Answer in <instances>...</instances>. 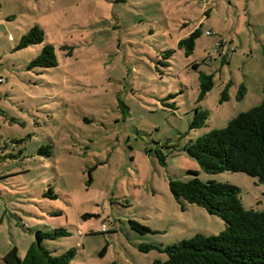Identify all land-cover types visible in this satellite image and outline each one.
<instances>
[{
    "label": "rangeland",
    "instance_id": "rangeland-1",
    "mask_svg": "<svg viewBox=\"0 0 264 264\" xmlns=\"http://www.w3.org/2000/svg\"><path fill=\"white\" fill-rule=\"evenodd\" d=\"M33 27L43 42L18 49ZM195 30L185 55L178 42ZM45 45L56 66L29 69ZM263 89L264 0H0V264L11 248L24 260L37 231L64 230L43 244L74 250L71 264H152L166 255L147 246L216 236L220 217L170 193L191 172L262 210L256 178L207 174L184 148L259 106Z\"/></svg>",
    "mask_w": 264,
    "mask_h": 264
},
{
    "label": "trees",
    "instance_id": "trees-1",
    "mask_svg": "<svg viewBox=\"0 0 264 264\" xmlns=\"http://www.w3.org/2000/svg\"><path fill=\"white\" fill-rule=\"evenodd\" d=\"M200 34L199 30H195L178 42L185 55L193 53L195 38ZM43 40L42 30L33 27L22 36L17 48L41 44ZM55 66L54 49L51 45H45L40 55L32 60L29 69H48ZM200 81V98H203L212 88V78L201 75ZM244 92L241 87L237 98L242 99ZM221 98H228L226 92L222 93ZM205 118L206 114L197 110L192 126H199ZM47 148H43L40 153ZM184 151L207 174L241 172L256 178L264 185V89L259 106L238 114L225 128L204 134L187 145ZM191 175L194 178L189 181L169 182V190L174 200L179 204L199 206L208 214L220 217L225 229L216 236L197 234L163 248L147 246L144 249H157L166 255V260H154L152 264H264V206L260 211L246 210L242 206L237 187L229 183L202 182L196 173L191 172ZM131 226L141 232H149L138 223L131 222ZM66 235L64 230L37 231L24 260L18 257L16 248H11L3 257V263L71 264L74 250L54 256L43 244L46 240H55Z\"/></svg>",
    "mask_w": 264,
    "mask_h": 264
},
{
    "label": "built area",
    "instance_id": "built-area-1",
    "mask_svg": "<svg viewBox=\"0 0 264 264\" xmlns=\"http://www.w3.org/2000/svg\"><path fill=\"white\" fill-rule=\"evenodd\" d=\"M211 33L210 32H207V35H210ZM219 46V45H218ZM214 52H217V50H213L211 51L210 53L213 54Z\"/></svg>",
    "mask_w": 264,
    "mask_h": 264
}]
</instances>
